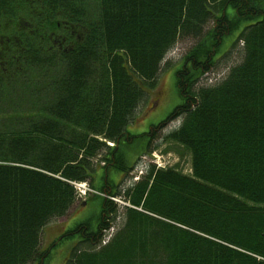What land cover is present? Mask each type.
I'll return each instance as SVG.
<instances>
[{
  "label": "trees",
  "instance_id": "16d2710c",
  "mask_svg": "<svg viewBox=\"0 0 264 264\" xmlns=\"http://www.w3.org/2000/svg\"><path fill=\"white\" fill-rule=\"evenodd\" d=\"M183 39L194 43L174 74L181 102L128 132ZM15 87L49 97L19 113ZM0 112V264H49L61 245L63 264H264V0H0ZM177 117L164 139L189 150L191 175L146 164L131 181ZM77 182L102 194L99 217L43 249Z\"/></svg>",
  "mask_w": 264,
  "mask_h": 264
},
{
  "label": "rangeland",
  "instance_id": "374dc122",
  "mask_svg": "<svg viewBox=\"0 0 264 264\" xmlns=\"http://www.w3.org/2000/svg\"><path fill=\"white\" fill-rule=\"evenodd\" d=\"M233 39V36L229 38V41ZM194 40L192 39H183L178 41L174 47L169 50L163 59L162 68L158 74L156 84L153 89L146 90V98L144 102L138 107L136 111V116L134 120L128 125L127 130L132 134H140L148 132L152 125H156L162 122L166 117L171 113V111L181 102L180 96L176 90L175 86V71L180 66V60L182 59L185 52L193 45ZM235 49L234 51H229L228 53L222 54L218 59V64L216 69H214V74H209L205 77L204 82L213 84L217 82L221 77H223L228 68L232 65H235L240 61L241 55ZM21 89V87H15L11 92L10 98H14L15 106L14 110L21 113H30L33 112V109L36 107L35 102L40 97H49L46 93H42L41 96H37L34 92H29L25 90L26 88ZM13 107H6L1 110V112L6 113L7 111H12ZM35 111V110H34ZM0 112V113H1ZM181 123V118H174L168 121L165 125L161 127L160 130L154 136L152 140L151 147L153 148L149 151L150 155L146 156L144 159L141 158L140 165L138 169H141V165L157 163L158 167L163 169H172L184 175L190 176L192 173L191 169V155L188 149L173 140H165L164 136L171 130L176 129ZM111 143L112 142H109ZM135 145H133L134 147ZM155 150V151H154ZM129 160L133 161L135 159L136 151L129 152ZM148 157V158H147ZM140 179L141 174L139 171H136L131 178V181L135 179ZM120 179V176L117 175L114 179ZM80 185H85L86 183H78ZM129 181H126L124 186H128ZM86 192L72 207L68 212L57 218L56 221L50 222L44 229L42 235V248H46L49 242H52L54 236L60 233L61 230H66L71 228L75 223L82 220L92 217L96 220L99 215V202L97 199L102 194L91 190L89 194ZM96 198V199H94ZM114 202V201H113ZM120 206L118 212L121 216V207L126 205V202L123 199H120L119 202L116 201ZM121 219L117 220V225L119 226ZM116 230V228H115ZM62 244H65L62 243ZM64 245L58 246L61 248ZM53 248L50 255L51 259L49 264H63L59 258L61 257V251L59 248ZM54 254V255H53ZM57 254V255H55Z\"/></svg>",
  "mask_w": 264,
  "mask_h": 264
},
{
  "label": "bare ground",
  "instance_id": "6f19581e",
  "mask_svg": "<svg viewBox=\"0 0 264 264\" xmlns=\"http://www.w3.org/2000/svg\"><path fill=\"white\" fill-rule=\"evenodd\" d=\"M155 151V150H154ZM148 158V157H147ZM146 167V166H145ZM137 177V179H135L134 181H138L139 179H138V176H136ZM113 233V228H110V230L107 232H105L104 234H103V237H102V240L99 242L98 241V246H104V245H106L107 243H109L110 242V236H111V234Z\"/></svg>",
  "mask_w": 264,
  "mask_h": 264
},
{
  "label": "built area",
  "instance_id": "2783aa9c",
  "mask_svg": "<svg viewBox=\"0 0 264 264\" xmlns=\"http://www.w3.org/2000/svg\"><path fill=\"white\" fill-rule=\"evenodd\" d=\"M77 189L81 192V193H84L85 192V187L84 185H80V184H77Z\"/></svg>",
  "mask_w": 264,
  "mask_h": 264
}]
</instances>
